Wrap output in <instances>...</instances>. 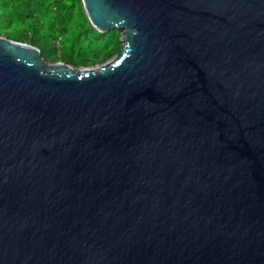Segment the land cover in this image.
Returning <instances> with one entry per match:
<instances>
[{"label": "water", "instance_id": "95a60500", "mask_svg": "<svg viewBox=\"0 0 264 264\" xmlns=\"http://www.w3.org/2000/svg\"><path fill=\"white\" fill-rule=\"evenodd\" d=\"M102 64L0 36V264H264V0H82Z\"/></svg>", "mask_w": 264, "mask_h": 264}, {"label": "trees", "instance_id": "16d2710c", "mask_svg": "<svg viewBox=\"0 0 264 264\" xmlns=\"http://www.w3.org/2000/svg\"><path fill=\"white\" fill-rule=\"evenodd\" d=\"M0 36L37 47L49 63L102 64L121 51V30L100 32L82 0H0Z\"/></svg>", "mask_w": 264, "mask_h": 264}]
</instances>
